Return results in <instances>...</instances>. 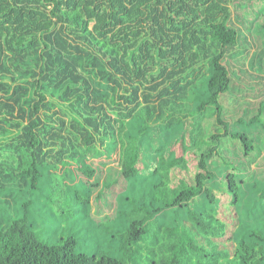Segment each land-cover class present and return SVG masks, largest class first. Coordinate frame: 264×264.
I'll return each mask as SVG.
<instances>
[{
    "label": "trees",
    "instance_id": "trees-1",
    "mask_svg": "<svg viewBox=\"0 0 264 264\" xmlns=\"http://www.w3.org/2000/svg\"><path fill=\"white\" fill-rule=\"evenodd\" d=\"M233 18L227 0H0V205L49 166L91 178L99 163L130 182L141 212L117 258L77 254L70 237L49 245L25 218L0 217V264H136L145 222L169 208L182 217L157 226L165 253L153 264H264L253 235L216 245L236 238L249 180L260 185L264 132V76L247 70L249 53L236 71L226 63L238 53Z\"/></svg>",
    "mask_w": 264,
    "mask_h": 264
},
{
    "label": "rangeland",
    "instance_id": "rangeland-1",
    "mask_svg": "<svg viewBox=\"0 0 264 264\" xmlns=\"http://www.w3.org/2000/svg\"><path fill=\"white\" fill-rule=\"evenodd\" d=\"M227 1L234 16L232 21L239 32L238 53L236 57L226 59L228 69L236 71V66L233 65L242 62L243 54L249 53L245 64L247 70L253 75L264 76V0ZM259 58H261L262 71L257 69ZM235 74L236 78L234 75L231 77L235 79L233 81L235 84H239L243 79L237 73ZM246 83L245 80L242 81V84ZM246 94L247 101L259 102V97H255L254 92L246 91ZM225 107L228 109L227 106ZM227 118L231 120L233 114L228 112ZM262 121L264 123L263 119ZM257 130L262 155L257 160L254 179L263 186L264 132L261 128ZM91 167L95 171L94 177L91 176V178L84 177L80 169L75 166L64 164L47 167V171L43 173L34 189L25 190L23 193L15 192V197L9 205H0V217L3 218L4 223L25 218L34 225L41 239L49 245H56L63 238H74L77 254L96 258L123 256L124 251L120 247V240L124 228L134 218H139L141 212H134L129 202L132 198V191L128 188L130 182L121 181L109 164L98 163L92 164ZM100 175L101 178L97 182ZM253 181L249 180L246 194L236 211L239 218L237 236L233 241L225 240V235L221 236L216 242L220 250H228L229 245L236 247L239 240H248V236L253 235L249 238L259 243V248L264 253V241L258 239L259 236H264V197L259 195L258 191L261 187L259 183L258 186L251 185ZM0 197L3 196L0 195ZM146 203L147 200L144 204ZM191 208L196 212L195 206L192 205ZM224 211L223 219L227 223L226 217L230 210L226 207ZM167 216L168 219L155 214L150 221L145 222L148 231L140 240L137 252L133 255V261L136 264H153L160 255L165 253L159 250V244L153 240L155 235L160 236L157 226L176 224V220L182 217V210L169 208ZM170 220L173 221L170 222ZM132 243L129 242L128 249H131ZM147 249L152 250L154 256L150 255Z\"/></svg>",
    "mask_w": 264,
    "mask_h": 264
}]
</instances>
